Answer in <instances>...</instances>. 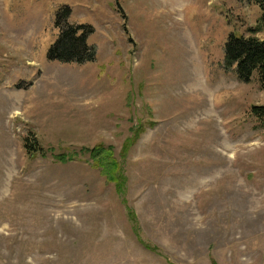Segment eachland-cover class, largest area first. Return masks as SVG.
Wrapping results in <instances>:
<instances>
[{"label":"rangeland","instance_id":"1","mask_svg":"<svg viewBox=\"0 0 264 264\" xmlns=\"http://www.w3.org/2000/svg\"><path fill=\"white\" fill-rule=\"evenodd\" d=\"M64 7L93 29V62L47 60ZM260 16L245 0H0V264H264V89L224 58ZM97 144L118 191L74 155Z\"/></svg>","mask_w":264,"mask_h":264},{"label":"trees","instance_id":"2","mask_svg":"<svg viewBox=\"0 0 264 264\" xmlns=\"http://www.w3.org/2000/svg\"><path fill=\"white\" fill-rule=\"evenodd\" d=\"M245 1L257 5L261 16L256 26L248 29L249 36L229 35L224 48L225 67L228 70L234 68L237 79L245 84L250 83L256 76L258 84L264 89V40L257 37L258 33L264 34V0ZM69 17L70 10L67 7L56 13L54 27L58 35L47 52V60L78 65L93 62L95 50L87 44L93 29L90 26L70 24ZM250 115L258 121H264V105L252 107ZM132 131L131 142L134 143L141 132V126ZM23 148L29 156L44 155V150L39 147L36 138H24ZM86 154H89L94 166L101 171L107 182L113 183L115 190L118 191L122 186L119 176L121 165L115 158L113 147L97 144L91 149L81 148L78 153H74V155ZM72 158L74 157L65 154L55 156L56 161L60 163H67ZM143 247L154 251L147 245Z\"/></svg>","mask_w":264,"mask_h":264}]
</instances>
